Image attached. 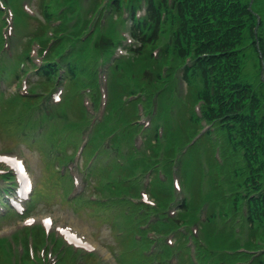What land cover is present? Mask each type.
<instances>
[{"label":"rangeland","instance_id":"obj_1","mask_svg":"<svg viewBox=\"0 0 264 264\" xmlns=\"http://www.w3.org/2000/svg\"><path fill=\"white\" fill-rule=\"evenodd\" d=\"M65 3L62 8L54 13L58 19L55 23L63 25L67 19H76V15L73 14V9L80 5L85 6L87 12L95 11L92 16H86L87 27L84 31L86 35H94L91 40H80L79 51L88 52L92 57L91 67L96 71H108L110 74V82L108 85V92L112 99H117L123 94H127L132 100L133 110L137 113H144L148 115L152 120V123L159 127V131L163 132L162 140L166 141L170 137L171 130L178 124L176 115L172 112L171 102L167 100V94L169 89L173 86L175 81L176 68L172 64L167 65L166 69L159 71L158 68H147L146 64L155 63L163 58V55H169L170 60L173 61L176 58L172 44L168 41L165 48L161 45L155 44L149 46L144 53L136 55L134 53L118 55L117 45L127 40V26L125 18L127 17L126 7L134 5H142L147 3L148 5L156 6L158 0H63ZM123 9L120 11V8ZM110 11L106 18H101L97 23L99 11ZM84 19L81 20V24ZM151 32L154 33L158 30L157 24H149ZM55 35V34H54ZM56 40L61 39V35H55ZM104 38V41H100ZM99 42V43H98ZM98 43V45H96ZM66 56L72 54L66 53ZM98 75V74H97ZM97 75H91L93 80L97 81ZM92 124V123H91ZM2 140V142H1ZM7 140L0 138V147H8L11 145H20L21 143H8ZM24 153L29 158L31 164L34 167V174L37 175L38 162L40 161L39 153H31L29 149H24ZM176 156H185L188 159V166H191L194 160L193 147L189 149H182L175 147L174 150ZM174 157V159H176ZM165 180L169 184H177L181 190H185L193 196L191 188L195 186L196 180L194 175V168L187 167L185 164L178 165L172 170L164 172ZM147 192V189H144ZM38 209L42 213L52 212L56 219H64L69 222H73L81 230L86 231L89 235L95 230L96 237L103 243L111 242V235L109 230L104 229L102 225H96L97 222L94 219H90L87 213L83 212L82 215L72 208L69 204L61 202L59 199H52L47 202L39 203ZM189 218H193L192 214H189ZM199 217H203L209 221L211 225L217 226L220 220V213L211 206L207 209L198 207ZM180 219H182L180 217ZM96 225V226H94ZM99 231H97V230ZM217 232L218 229L216 228ZM92 236V235H91ZM11 249L15 254L14 246L11 245Z\"/></svg>","mask_w":264,"mask_h":264},{"label":"trees","instance_id":"obj_2","mask_svg":"<svg viewBox=\"0 0 264 264\" xmlns=\"http://www.w3.org/2000/svg\"><path fill=\"white\" fill-rule=\"evenodd\" d=\"M180 9L179 32L184 43V53L192 54L193 49L196 51V53L193 51L195 54L194 71L202 78L205 85L204 97L211 102H220V108L225 114L240 113V120L249 124L250 118L246 114L247 105L240 103L235 109L233 107L228 109L223 98L226 96V85L232 72L230 64L233 59L232 55L236 53L241 60L243 54L240 47L246 50L253 45L251 40L253 38L252 17L245 15L243 21L234 18L243 9L240 5L232 6L228 0H180ZM212 21L221 30L222 36L217 37L215 30L204 33L206 27H211ZM236 22L241 23L235 26ZM230 25L232 28L229 27ZM193 31H196L195 36ZM207 38L209 40L204 42ZM192 40H195V48H193ZM224 49L228 50L224 51ZM218 52L220 54H217ZM201 53L205 55L200 56ZM213 76L214 82L210 78ZM210 85L214 88V92H211ZM262 85L264 91V84ZM255 103L257 104L258 101ZM207 111L210 112V110ZM222 144L223 153L229 156L227 164L231 163L234 166L235 154L238 151L235 140L224 136Z\"/></svg>","mask_w":264,"mask_h":264}]
</instances>
